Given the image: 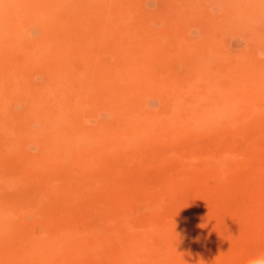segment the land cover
Masks as SVG:
<instances>
[{
    "label": "rangeland",
    "instance_id": "374dc122",
    "mask_svg": "<svg viewBox=\"0 0 264 264\" xmlns=\"http://www.w3.org/2000/svg\"><path fill=\"white\" fill-rule=\"evenodd\" d=\"M32 1L15 3L16 13L35 14L26 38H18L23 54L37 58L31 62L28 76L13 70L18 78L14 86L20 89L41 86L46 81L48 57L42 49L53 41L51 32L53 36L56 34L52 24L60 21L85 32L90 69L98 74L100 67L116 65L113 51L124 28L134 27L135 36L154 34L162 43L161 49L172 53L154 57L149 65V69L173 86L159 88L147 98L150 107L160 114L171 110V100L179 89L183 90V102L195 105V92L202 93L205 81L210 84L216 80L226 86L234 82L245 89V99L264 94V0H34V8ZM132 17L135 20H129ZM189 61L194 71L188 69ZM89 65L90 61L85 59L76 63L80 70H85L83 76H88ZM198 76L201 85L195 84ZM94 86V91L73 100L78 110L77 121L83 124L81 134L91 133L103 124L110 132L121 129L123 122L106 102L105 84L96 80ZM5 97L0 100V114L5 113L3 118L0 116V145L9 133L16 131L20 118H25L22 115L27 102L23 94L11 95L1 105ZM202 99L208 101L209 96L204 94ZM249 103L243 100L236 110L248 111L252 108L246 106ZM230 109L231 105H227L221 113L228 115ZM259 110L264 111V107ZM226 120L219 127L225 130L228 124L235 125L237 131L224 138L205 132L200 138L184 134L176 140L166 131L162 140H133L114 148L96 142L90 153L93 158L82 157L83 163L72 168L65 164L54 176L47 173L18 176L14 174L16 155L6 154L0 175L7 171L17 178L9 184L0 177V198L21 208L17 215L21 235L52 237L64 229L82 233L99 232L107 226L120 227L111 243L101 250L94 252L83 246L74 250L72 257L77 264L105 262L109 252L125 243L128 234L121 229L124 224L134 221L142 225L149 217L156 219L155 224L159 223L161 229H167L168 224L195 229L193 238H188L175 252L209 242L204 251L209 252L208 257L216 258L213 263L221 264L222 258L224 264H247L245 259L264 253V117ZM25 142L23 147L27 151L39 150L37 141ZM216 146H224L222 149L230 152L222 153L226 154L223 162L226 161L228 172L222 170L221 175L211 171V167L204 166L206 170L199 167L201 157ZM216 155L209 157V161L213 162ZM254 208H257L254 213L261 212L254 215ZM240 226L245 227V232L244 229L241 232ZM218 227L221 232L220 228L216 230ZM210 229L216 231L211 232L213 239L209 237ZM212 250L218 255L219 251L224 253L217 258L210 254Z\"/></svg>",
    "mask_w": 264,
    "mask_h": 264
},
{
    "label": "bare ground",
    "instance_id": "6f19581e",
    "mask_svg": "<svg viewBox=\"0 0 264 264\" xmlns=\"http://www.w3.org/2000/svg\"><path fill=\"white\" fill-rule=\"evenodd\" d=\"M15 3L16 0H0V100L6 96L1 101V105H5L11 95L23 94L27 102L22 115L25 118H20L16 131L9 133L4 143L0 145V166L4 163V155L14 153L17 159L14 174L18 176L31 173L34 175L47 173L54 176L58 169L65 164L72 168L80 164L81 161L83 163L82 157L93 158L90 153L93 151L92 146L96 142L104 147L114 148L116 145H128L133 140L140 142L148 140L147 138L162 140L166 131L170 132L176 140L184 134H194L200 138L205 132L213 133L211 135L217 138H224L228 133L231 135L233 131L236 133L237 126L228 124L224 130L219 127L222 121L227 122L226 119L228 118L241 121L250 116L264 117V111L259 110L260 106L264 107V94H256L245 99L243 92L245 89L243 90L240 85L237 84V86L231 82L226 86V84H219L216 80L210 84L205 81L202 85L204 86L202 93L200 90L195 92V105L190 102L184 103L182 99L183 90L179 89L176 90L177 94L171 100L170 111L160 114L154 110L147 103L148 96L153 95L152 92L159 88H173V86L162 76L149 69V65L154 57L160 56L162 58L166 54L169 56L172 53L164 47L161 49L160 44L162 43L156 39L154 34L149 35L148 32L147 37L146 34L141 36V33L135 36L137 32H135L134 27H126L122 30V38H119L113 51L117 56L116 65L107 68L105 66L104 68L100 67L99 70L101 71L98 74L90 69L91 60L88 55V45L83 36L85 32H81L75 26L70 28L69 23L60 21L53 23L51 27L56 34L53 36V32H51L50 37L53 41L50 44L47 43V46L42 49L48 57L47 79L41 86L28 85L31 88L20 89L14 86L15 83L18 84V78L13 70L23 71L28 76L27 70L31 67V62L37 58L23 54V48L18 38H26L30 30L29 27L34 24L33 17L35 14L28 12L23 16L16 13L17 5ZM31 6L35 7L34 0L31 2ZM129 20H135V17ZM27 41L30 40L26 39ZM181 51L184 52L183 49ZM119 58L122 63H119ZM79 59L90 61L89 69L86 70L88 76H83L85 70H80L76 66ZM188 65V69L195 70L191 61L188 62ZM96 80L105 84L107 88L106 102L109 107L114 109V114L119 116L123 122V127L110 132L107 126L103 124L91 133L81 134L83 124L77 121L78 110L73 106V100L83 93L94 91ZM195 81L196 85L202 83L200 76ZM173 92L175 93V91ZM204 94L209 96L208 101L202 99ZM243 100L250 102L246 106L252 108L248 111L236 110L238 104L242 106ZM227 105H231V109L228 115H224L221 112L226 110ZM31 112L33 114L27 117ZM4 115L5 113L0 114L1 118ZM259 134L258 132L257 135ZM28 139L38 142L40 146L38 151L30 152L23 147ZM258 143L260 142L258 141ZM222 147L216 146V148L206 152V155L201 157L199 167H202L203 170H206L205 167H211V171L219 175L222 174V170L227 173L226 161L223 162L226 154L223 156L222 153L229 151L222 149ZM248 147L250 148V146ZM193 155L196 158V154ZM215 155L217 160L209 161V157ZM221 156L223 160L220 159ZM67 158H70L69 161ZM224 163L225 166H223ZM208 172L204 171L206 174ZM11 173L2 172L0 177L12 184L17 176ZM257 208L252 210L254 215L261 212L258 210L254 213ZM262 210L264 211V206ZM20 212L22 210L18 205L0 198V264H77L72 257L74 250L83 246L97 252L112 240L114 233L116 234L115 231L120 228L107 226L99 232L92 230L82 233L74 229H64L52 237L21 235V221L17 217ZM254 220L256 221V219ZM155 222L156 219L154 221L153 217H149L142 225L135 224L134 221L125 223L121 228L123 232L128 234L125 243L118 245L109 252L105 257L106 261L99 262V264H215L213 263L216 261L214 260L215 257H208L209 252L204 251L209 242L202 243V245L198 243V246L184 249V252H175L178 247L184 245L188 238L193 236L195 229H190V226L189 229H182L179 227L180 225L169 227V224L167 229H161L158 226L159 223L155 224ZM175 223L177 222L175 221ZM239 228H241V232L243 229L245 232V227L240 226ZM212 231L216 232L210 229L209 237L212 236ZM219 232H221V228ZM212 234L214 233L212 232ZM213 237L215 238V236L210 238L213 239ZM214 241L212 240L213 243ZM248 245L246 246L248 247ZM209 249L208 251L211 250ZM215 249L217 250V246ZM216 250L215 253L212 250L210 254L217 257ZM220 253L223 255L224 251H219L218 256ZM231 253L234 255L235 252ZM220 260H222L221 264H224L223 259ZM245 260L248 261V259Z\"/></svg>",
    "mask_w": 264,
    "mask_h": 264
},
{
    "label": "clouds",
    "instance_id": "9594fccd",
    "mask_svg": "<svg viewBox=\"0 0 264 264\" xmlns=\"http://www.w3.org/2000/svg\"><path fill=\"white\" fill-rule=\"evenodd\" d=\"M247 264H264V253H259L249 258Z\"/></svg>",
    "mask_w": 264,
    "mask_h": 264
}]
</instances>
